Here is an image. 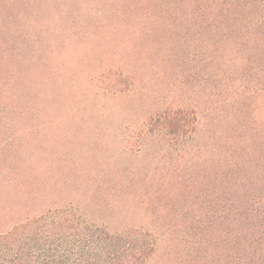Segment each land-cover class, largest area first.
<instances>
[{"label": "trees", "instance_id": "16d2710c", "mask_svg": "<svg viewBox=\"0 0 264 264\" xmlns=\"http://www.w3.org/2000/svg\"><path fill=\"white\" fill-rule=\"evenodd\" d=\"M0 264H264V0H0Z\"/></svg>", "mask_w": 264, "mask_h": 264}]
</instances>
